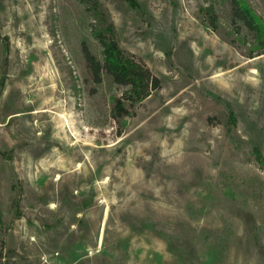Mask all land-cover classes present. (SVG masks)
<instances>
[{
	"label": "rangeland",
	"instance_id": "obj_1",
	"mask_svg": "<svg viewBox=\"0 0 264 264\" xmlns=\"http://www.w3.org/2000/svg\"><path fill=\"white\" fill-rule=\"evenodd\" d=\"M96 1L0 0V264H264V53L228 0ZM96 9L139 103L87 75Z\"/></svg>",
	"mask_w": 264,
	"mask_h": 264
},
{
	"label": "trees",
	"instance_id": "obj_2",
	"mask_svg": "<svg viewBox=\"0 0 264 264\" xmlns=\"http://www.w3.org/2000/svg\"><path fill=\"white\" fill-rule=\"evenodd\" d=\"M89 1L92 4L97 3L96 0ZM124 1L132 8L137 6L133 0ZM228 2L230 20L234 25L239 24L246 32L252 35L254 43L251 47V52L261 55L264 53V20L254 14L246 0H228ZM93 13L91 35L100 45L101 61L90 52L85 44H82L81 51L89 79L93 83L99 84L101 76L105 75L114 84L126 87L127 90L122 95V99L118 101V108H120L122 102H129V104L133 105L145 100L152 91L159 88V81L120 49L116 30L105 16L97 9ZM200 18L209 27H215L216 16L211 7L200 9ZM0 43L3 44L4 65H6L8 45L6 40L1 39V35ZM3 87L4 79H0V94ZM252 155L258 164L264 166V157H262L258 147L253 148ZM12 207L15 216L19 218L20 205L18 198L12 203Z\"/></svg>",
	"mask_w": 264,
	"mask_h": 264
}]
</instances>
